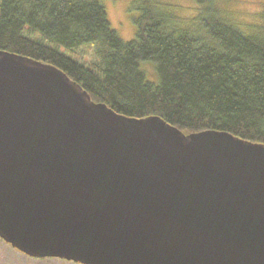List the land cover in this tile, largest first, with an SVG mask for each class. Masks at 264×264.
<instances>
[{
  "label": "water",
  "instance_id": "water-1",
  "mask_svg": "<svg viewBox=\"0 0 264 264\" xmlns=\"http://www.w3.org/2000/svg\"><path fill=\"white\" fill-rule=\"evenodd\" d=\"M0 240L74 264H264V146L127 119L0 52Z\"/></svg>",
  "mask_w": 264,
  "mask_h": 264
},
{
  "label": "trees",
  "instance_id": "trees-1",
  "mask_svg": "<svg viewBox=\"0 0 264 264\" xmlns=\"http://www.w3.org/2000/svg\"><path fill=\"white\" fill-rule=\"evenodd\" d=\"M192 1L197 13L186 21L176 5L136 0L124 42L101 0H0V52L59 69L127 119L264 146V36L231 21L218 0Z\"/></svg>",
  "mask_w": 264,
  "mask_h": 264
},
{
  "label": "rangeland",
  "instance_id": "rangeland-1",
  "mask_svg": "<svg viewBox=\"0 0 264 264\" xmlns=\"http://www.w3.org/2000/svg\"><path fill=\"white\" fill-rule=\"evenodd\" d=\"M136 0H101L104 6L110 26L115 30L119 38L124 41L133 39V20L139 13L135 9ZM162 4L178 6L177 15L186 21L195 17L198 7L192 0H158ZM218 6L228 18L239 25L246 32H260L264 36V0H218ZM65 56H70L68 51L59 50ZM79 54L87 53L78 50ZM86 56V55H85ZM144 69V65L141 64ZM0 264H74L59 259H31L7 244L0 241Z\"/></svg>",
  "mask_w": 264,
  "mask_h": 264
}]
</instances>
